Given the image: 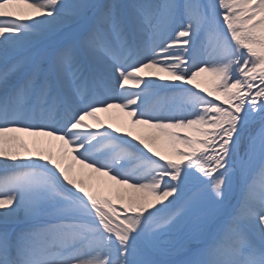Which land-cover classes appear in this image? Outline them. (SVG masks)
<instances>
[{
    "label": "snow or ice",
    "instance_id": "6c2138e0",
    "mask_svg": "<svg viewBox=\"0 0 264 264\" xmlns=\"http://www.w3.org/2000/svg\"><path fill=\"white\" fill-rule=\"evenodd\" d=\"M0 93V264H264V0H0Z\"/></svg>",
    "mask_w": 264,
    "mask_h": 264
},
{
    "label": "rangeland",
    "instance_id": "374dc122",
    "mask_svg": "<svg viewBox=\"0 0 264 264\" xmlns=\"http://www.w3.org/2000/svg\"><path fill=\"white\" fill-rule=\"evenodd\" d=\"M76 38L75 33L72 32L71 30L68 31L67 29L60 33L56 34H49L46 40H50V43L46 46V51H44L42 48L41 49H34L31 53L30 56L34 61H39L42 62L43 58L47 56L51 51H53L55 48H57L58 45L62 44L63 42H67L71 39ZM45 40V41H46ZM37 48V47H36ZM258 127V125L253 126V131ZM21 135V134H18ZM22 136V135H21ZM35 159V157H33ZM2 170V169H0ZM66 187H70L65 185ZM201 192L200 185L195 181H191L188 186L185 189L184 192V198L185 200L187 199H193L194 204L195 202L198 201L199 194ZM241 197V187L239 183H236L233 187L232 192L230 193L229 200H228V208H231L237 204L236 198ZM199 208L194 206L190 212V216L187 222V225L183 229V231L179 232L176 234V236L173 237L174 239V244L172 246L171 251L174 252V255H170L168 258L169 259H175V260H180L183 259V255L180 251H177L180 249V246L182 243L185 242L187 239L188 234H195L196 230L198 229V221H197V215H198Z\"/></svg>",
    "mask_w": 264,
    "mask_h": 264
},
{
    "label": "bare ground",
    "instance_id": "6f19581e",
    "mask_svg": "<svg viewBox=\"0 0 264 264\" xmlns=\"http://www.w3.org/2000/svg\"><path fill=\"white\" fill-rule=\"evenodd\" d=\"M75 28V26L73 25V26H71V27H64V28H62V29H59V30H53L51 33H50V35L51 34H56V33H58V32H60V33H62V32H64L66 29L68 30V31H72V32H74L73 31V29ZM66 42V41H65ZM65 42H63V43H65ZM201 42H203L204 44H206L207 43V38L204 36V34L203 33H201V36L198 38V44H200ZM50 43V40H46V41H44L41 45H38L37 46V48L35 47V48H33V49H31L30 50V53L34 50V49H43L44 51H46V46L48 45ZM63 43L62 44H60V45H58L57 47H60V46H62L63 45ZM30 53L28 54V55H30ZM146 79H155L156 81H157V83H161V81H159L158 80V77H146ZM100 116H101V119L104 121V127L106 128L107 127V124H108V122H109V120H108V118H107V115L108 114H104V113H101V114H99ZM112 115H113V123H119V117H121L122 116V113H120L119 112V110H112ZM88 123H94L92 120H88L87 121ZM109 131H111L110 129H109ZM19 133H17V134H15V135H18ZM22 136H24V134H21ZM119 135H123V133H120ZM24 139L25 140H31L32 138H29V137H27V136H24ZM31 146V145H30ZM150 155V154H149ZM3 174V169L2 170H0V175H2ZM240 198L239 197H237L236 198V202L239 200ZM232 208V207H231ZM231 208H228L229 209V211L231 210ZM0 225H3V224H0ZM14 227L15 225H9V227ZM0 227H2V226H0ZM4 227V226H3ZM174 240V239H173Z\"/></svg>",
    "mask_w": 264,
    "mask_h": 264
}]
</instances>
